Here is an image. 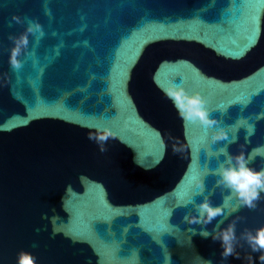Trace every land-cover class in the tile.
<instances>
[{
  "label": "water",
  "instance_id": "obj_1",
  "mask_svg": "<svg viewBox=\"0 0 264 264\" xmlns=\"http://www.w3.org/2000/svg\"><path fill=\"white\" fill-rule=\"evenodd\" d=\"M47 8L0 0V264H17L21 252L35 264H261L242 234L264 225V199L207 225L183 222L198 213L177 204L208 196L222 206L229 190L211 170L225 157L211 154L227 145L247 157L264 145L256 119L264 0H47ZM25 17L44 36L37 43L27 33L15 70L8 37L26 33ZM173 83L204 97L219 124H186L163 91ZM105 128L113 135L101 152L88 133ZM221 130L237 141L213 142ZM220 220L221 229L235 222L227 258L220 240L199 234Z\"/></svg>",
  "mask_w": 264,
  "mask_h": 264
},
{
  "label": "clouds",
  "instance_id": "obj_2",
  "mask_svg": "<svg viewBox=\"0 0 264 264\" xmlns=\"http://www.w3.org/2000/svg\"><path fill=\"white\" fill-rule=\"evenodd\" d=\"M45 12L50 15V10L47 8V0H45ZM25 19H27L26 33L21 34L19 37L10 34L8 37L9 40L14 41L15 45L11 49L10 55V65L15 70H19L22 67V63L18 57L21 55L22 49L27 48V33L33 35L38 33L37 43H39V39L44 36L42 26L37 21L28 19L27 17H25ZM12 20L16 23L23 22L16 16H14ZM11 26L10 23L9 27ZM27 54L31 55V53ZM163 91L166 97L172 101L178 115L186 124L198 122L205 129L212 128L219 124V121L210 118L207 101L199 93L189 95L182 83H173L169 88L163 89ZM256 119H264V113H260ZM229 127L232 126L230 125ZM246 132L247 135L245 136V141L248 143L250 142L249 138L255 134V125H248ZM112 135L113 134L110 130L105 128L102 131L97 130L95 134L89 132L88 139L97 142L100 145V151L104 152L106 149L103 147V143ZM237 139L238 137L236 135L229 139L228 134L223 130L213 136V142L216 140H227L228 144L235 143ZM211 155L217 159L221 155L225 157L224 161L220 162L217 168L211 170V174L218 177L215 186L229 190V195L224 197L222 206L217 207L212 206L208 196H205L203 202L199 204H196L193 198L185 203H178L177 207H187L191 204L198 213V215H184L183 222L188 224L207 225L218 216H224V219H227L233 212L239 211L241 207L255 209L257 207L256 202L264 199V196L261 195L264 193V166H261L259 170L249 166L257 157L264 160V145H259L253 148L247 157L243 151L236 156L230 155L227 151V145L218 149V151ZM198 187L200 191L197 194H203L205 191V185L202 181L198 184ZM233 198L239 203L237 207L233 208L227 213V215H225L224 210L228 206V202ZM42 218L46 219L47 214L45 213ZM222 223L223 220H220L211 233L202 229L199 234L204 238L211 235L214 240H220L224 249L221 256L227 258L228 256H231L234 251L232 243L236 240L235 222L229 224L227 228L221 229L220 224ZM39 231L40 229H37V232ZM190 231L195 233L194 229H190ZM217 232L219 235H217ZM242 236L253 252L261 253L258 259L261 264H264V225L255 229L254 232L253 230L246 229ZM37 246L36 243L32 244L33 248ZM17 264H35V258L30 253L21 252L18 254ZM206 264H212V261L207 260Z\"/></svg>",
  "mask_w": 264,
  "mask_h": 264
}]
</instances>
